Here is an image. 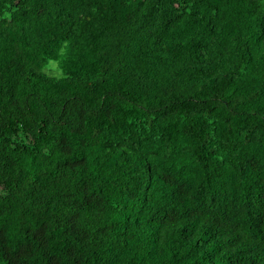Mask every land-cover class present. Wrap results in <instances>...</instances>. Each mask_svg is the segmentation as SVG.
Instances as JSON below:
<instances>
[{"label": "trees", "instance_id": "16d2710c", "mask_svg": "<svg viewBox=\"0 0 264 264\" xmlns=\"http://www.w3.org/2000/svg\"><path fill=\"white\" fill-rule=\"evenodd\" d=\"M0 264H264V2L0 0Z\"/></svg>", "mask_w": 264, "mask_h": 264}, {"label": "snow or ice", "instance_id": "6c2138e0", "mask_svg": "<svg viewBox=\"0 0 264 264\" xmlns=\"http://www.w3.org/2000/svg\"><path fill=\"white\" fill-rule=\"evenodd\" d=\"M262 2H264V0H262Z\"/></svg>", "mask_w": 264, "mask_h": 264}]
</instances>
